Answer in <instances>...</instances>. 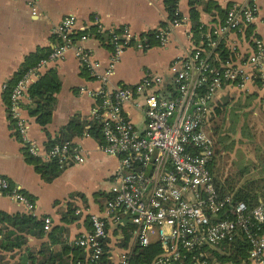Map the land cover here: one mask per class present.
Masks as SVG:
<instances>
[{
  "label": "built area",
  "instance_id": "built-area-1",
  "mask_svg": "<svg viewBox=\"0 0 264 264\" xmlns=\"http://www.w3.org/2000/svg\"><path fill=\"white\" fill-rule=\"evenodd\" d=\"M26 2L36 14V1ZM173 2L169 24L175 26L182 19L180 0ZM258 18L264 23L255 5H230L224 20L208 29L187 57L171 63V87L167 90L158 74H147L134 84L111 81L126 48L151 46L145 35H135L126 26L107 30L96 15L91 25L79 26L74 15L54 25L51 51L26 70L11 90L9 120L14 121L30 154L56 160L62 166L84 162L86 150L81 143L57 142L42 148L28 139V123L21 115L22 103L30 102L31 82L49 63L63 59L73 49L82 69L99 83L96 88L84 83L78 89L95 101L86 129L90 123L97 125L103 138L99 148L117 159L102 206L88 213L89 228L72 243L86 256L69 264H94L102 256L112 264H130L136 247L151 244H157L160 252L149 263L141 264H264V200L249 208L230 194H220L210 170L215 140L208 128L212 103L224 83L241 89L255 78H264V37L253 40L251 53L241 63L227 60L217 66V58L211 59L214 50L221 44L226 46L234 31L243 30ZM91 27L110 35L111 56L102 72H98L99 62L91 52L79 45L91 36ZM168 33V27H163L154 32V39L165 45ZM129 109L143 113V127L131 120ZM88 136L85 132L82 137ZM3 196L33 213L34 201L0 175ZM75 214L80 215L81 210L76 209ZM51 229L52 219L46 216L43 230ZM241 235L250 246L247 259L241 263L220 259L218 255H229L224 245Z\"/></svg>",
  "mask_w": 264,
  "mask_h": 264
},
{
  "label": "crops",
  "instance_id": "crops-1",
  "mask_svg": "<svg viewBox=\"0 0 264 264\" xmlns=\"http://www.w3.org/2000/svg\"><path fill=\"white\" fill-rule=\"evenodd\" d=\"M35 1L36 14L26 0H0V175L8 178L11 184L19 186L21 191L33 199L35 207L32 215L37 218L50 216L52 228L64 226V239L72 244L80 233L89 228L88 213L96 212L102 206L104 196H96L95 193L101 191L107 194L117 159L103 152L93 137L76 138L75 142L81 143L86 150L84 162L67 166L51 181L44 180L34 165L25 160L23 143L13 134L7 106L3 100V86L20 69L26 55L39 47L51 48L53 27L65 16L74 15L81 26L91 25L96 15L105 29L126 26L135 35H146L150 31L168 27V40L165 45L157 43L147 49L126 48L111 76L112 82L134 84L147 74H158L164 79L163 89L167 90L171 87V63L187 57L195 45L190 18L192 0H180L178 8L182 20L175 26L169 24L164 0ZM234 3L255 5L259 16H264V0H196L193 7L198 11L200 22L208 30L221 23L226 9ZM257 37H264V23L260 18L251 24L250 31L243 28L232 33L226 47L235 50V63H241L247 58L252 51L253 40ZM79 45L91 52L94 61L99 62L98 72H102L110 59L111 46L92 34ZM48 69H55L61 82L51 122L45 129L39 126L34 117L28 114V101L22 103L21 112L28 123V139L34 140L42 148H46V131L53 138L74 116L89 121L95 101L88 94L79 93L78 89L84 83H88L91 88L99 86L82 69L73 49H69L63 59L49 63L43 72ZM226 97L235 102H251L239 111L241 114V111L252 110L248 117L256 138L250 139L242 135L239 127L243 119L240 115V123L232 137L235 145L232 150L222 152V155H241L242 163L255 162L256 155L262 153L259 147L264 144L261 138L264 136V78H255L241 89L225 86L218 91L215 100ZM129 111L131 120L138 127H143V113L135 109ZM251 173L254 171L251 170ZM69 205L75 210L80 209L81 214H77L79 216L75 220L63 222L62 215ZM0 211L9 214L27 213L21 203L7 196L0 197ZM42 240L28 235L27 244L21 250H0V264H17L26 256L28 250L35 252ZM60 247V244L52 246L56 251Z\"/></svg>",
  "mask_w": 264,
  "mask_h": 264
},
{
  "label": "trees",
  "instance_id": "trees-1",
  "mask_svg": "<svg viewBox=\"0 0 264 264\" xmlns=\"http://www.w3.org/2000/svg\"><path fill=\"white\" fill-rule=\"evenodd\" d=\"M164 1L167 5L169 19H171L173 17L175 4L173 0ZM195 2L196 0L191 1L192 7L190 9V18L192 39L194 44L198 45L207 30L199 20L198 11L193 7ZM220 12H222V10H220ZM224 18L225 15L221 22ZM250 28L251 25L245 27V29H249V31ZM154 32L155 31H150L145 35L151 46L157 44V41L154 39ZM91 34L96 38L106 41V43L110 45V35L108 33L96 32L95 28L91 27ZM50 51L51 48L39 47L34 52H31L24 57L20 69L6 82V88L3 91V100L7 107L11 90L21 75L26 70L36 65L41 58L46 57ZM214 52L215 53L211 56V59L216 60L217 58L218 61H214L217 66H219L221 62L224 63L227 60L234 61L236 59L235 50L233 51L223 44L219 45ZM60 87L61 82L55 69H48L45 72L40 73L37 79L28 87V97L30 100V104L28 103L27 106L28 114L29 116L34 117L35 122L43 129H45L51 122L56 94L60 90ZM223 87H225V83L222 85V88ZM231 101L234 100L226 97L223 100H215L212 103L213 112L208 120V128L211 130L210 134L215 140L214 159L210 165V170L213 176L216 155H222V152L225 150H232L235 145V140L232 139V137L237 130V125L240 123V115L242 117L241 119H243V122L239 127L242 135L250 139L256 138L255 131L253 130V126L250 124L248 117L249 114L252 113V110L241 111V114L239 111L240 109L242 110L249 106L251 102L246 101L243 103ZM215 117L217 118L216 123ZM10 125L13 129V134L23 143L13 120H10ZM87 125L88 122H86V120L74 116L58 130L53 138H51L46 131L48 139L45 141V147L50 148L57 142H75V139L82 137L85 132H89V135L99 144L102 143L103 138L99 127L94 123H90L88 129H86ZM261 138H263L264 141V136ZM259 148L262 153L261 155H256L255 162L242 163L241 161V170L238 171V176H241V183L239 182V184H236L238 181L233 183V180L229 177L223 181L214 176L215 185L219 189L221 195L230 194L233 199L243 201L249 208L257 205L260 200H264V144ZM23 153L25 160L33 164L35 170L46 181H51L67 167L60 165L56 160L46 161L39 156L30 154L25 145H23ZM251 170L254 171V173H251ZM95 195L106 197L107 194L99 191L95 193ZM78 216L79 215L75 214L74 207L69 205L67 211L62 215V221L69 222L77 219ZM64 231V226H56L49 232H45L43 230V218H37L35 215L29 213L9 214L0 211V250H3L4 252L21 250L27 244L28 235L43 239L35 252L28 250L26 256L17 264H69L71 262L75 263L78 259H84L86 255L79 246L66 242L64 239ZM126 242L127 237L122 240L123 245H126ZM54 244H60V249L57 251L54 250L52 248ZM224 247L229 255H218V257L225 261L232 260L237 263H241L247 259L248 250L250 248L243 235L235 238L233 243L224 245ZM159 252L160 247L157 244H151L146 247L138 246L135 248V255L130 259V264L149 263L159 254ZM94 264L112 263H110L105 256H102L100 260ZM173 264L181 263L176 261Z\"/></svg>",
  "mask_w": 264,
  "mask_h": 264
},
{
  "label": "rangeland",
  "instance_id": "rangeland-1",
  "mask_svg": "<svg viewBox=\"0 0 264 264\" xmlns=\"http://www.w3.org/2000/svg\"><path fill=\"white\" fill-rule=\"evenodd\" d=\"M215 120L216 123V117ZM209 131L211 132V130ZM239 170H241V155H216V163L213 167L215 177L222 179L223 181L229 177L233 180V183L238 181L236 184H239V182L241 183V176H238Z\"/></svg>",
  "mask_w": 264,
  "mask_h": 264
}]
</instances>
